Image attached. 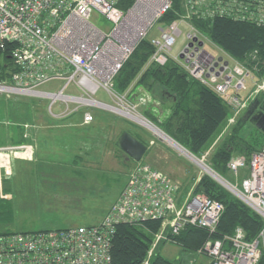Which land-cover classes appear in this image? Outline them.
<instances>
[{
    "label": "built area",
    "instance_id": "obj_1",
    "mask_svg": "<svg viewBox=\"0 0 264 264\" xmlns=\"http://www.w3.org/2000/svg\"><path fill=\"white\" fill-rule=\"evenodd\" d=\"M121 1L0 0V48L13 45L15 62V71L8 82L0 83V92L50 98V107L62 100L67 109L55 116L65 118L81 112L83 124L95 120L93 108H104L128 118H132L128 115L140 117L134 113L137 107L129 101V92L118 94L114 81L139 44L162 23L173 3L172 0H134L124 9L119 6ZM263 8L258 13L261 22H264ZM95 13L101 14L111 27L98 25ZM250 15L254 13L249 11L243 17ZM179 22L186 23L190 32L185 49L174 57L171 51L181 34ZM163 24L161 37L151 40L154 52L149 64L164 67L174 62L190 79L222 97L233 112L224 128L223 133L227 134L250 103L264 93V77L255 81L252 72L231 55L221 49L217 54L207 49L205 43H210L209 39L186 16ZM54 79L66 81L59 92L38 90ZM247 80L255 87L243 96L248 91ZM71 84L79 86L87 96L66 95L64 91ZM101 88L122 104L111 106L94 99ZM147 100L146 95L140 97L141 102ZM70 103L74 104L73 109ZM25 149L27 145L0 147V170L10 174L14 156ZM228 168L237 181L241 179L231 185L232 192L264 221V148L249 157H233ZM242 171L246 175L239 178ZM180 188L179 182L165 172L143 161L134 162L118 201L101 222L0 233V264H112V241L121 223L143 225L161 221L164 228L170 229V236L190 227L214 233L225 205L204 194L194 195L181 204ZM162 237L160 234L154 239L153 247ZM153 249L150 248L143 264H151ZM200 250L208 255L211 264H258L264 255V224L253 240H248L244 229L238 227L232 235L209 238Z\"/></svg>",
    "mask_w": 264,
    "mask_h": 264
},
{
    "label": "rangeland",
    "instance_id": "obj_2",
    "mask_svg": "<svg viewBox=\"0 0 264 264\" xmlns=\"http://www.w3.org/2000/svg\"><path fill=\"white\" fill-rule=\"evenodd\" d=\"M191 15L192 11L189 9L184 16L190 19ZM94 20L102 27H111L101 14L95 13ZM178 24L181 34L176 38V44L171 51L174 57L180 56L185 49L190 32L186 23L179 22ZM164 27L163 23L157 24L150 33L149 39L160 38V28ZM205 44L207 49L217 54L218 51L213 49L210 43ZM257 78L255 81L258 80ZM65 84V80L54 79L41 85L38 90L57 93ZM247 87L248 91H244L243 96L254 89L255 84L247 80ZM132 90L130 88L128 92L132 93ZM157 91L158 89L149 91L142 86L136 87L134 89L136 99H129V101L135 103L137 107L134 113L162 130L158 124L160 120H164L168 110L159 99L153 96ZM64 93L78 97L87 96L76 84L68 86ZM143 95L148 97L147 102L140 101ZM93 98L111 106H116L117 102L122 104L116 98L115 101L103 88L99 89ZM51 102L50 98L27 93L0 92V147H9L10 145H7L13 142L10 137L20 132L23 143H25L23 145L28 146V149L14 156L10 174H7L5 170H0V232L60 229L101 222L118 201L116 198H119L124 190L128 176L136 162L128 159L117 146L120 135L124 131L131 134H136L135 131H142L158 141L162 137L156 129L154 131L148 128L147 124L144 123L148 127L141 125L140 123L143 122L137 119L134 120V118H128L104 108L92 109L95 120L90 124L82 123L81 112L68 115L61 120L55 118V115L66 110L67 104L59 100L51 108ZM69 106L70 109L74 108L73 103ZM44 113L49 117L53 126L50 132L60 133L59 138L66 132L67 137L71 136L72 143H51L46 147V151L43 153L41 150L38 156L35 141L48 142L53 137V134L44 132L40 138L38 136L34 138V129L48 126L42 119ZM151 115L159 121H155ZM243 125H245L243 134L252 137L251 141L256 142L252 144L256 148H264V136L259 129L249 121L243 120ZM223 132L224 129L211 145V149L199 157L210 168L212 167L210 159L219 146L228 144L232 149L237 150L234 146L239 143H223L226 138ZM84 138L87 143H80ZM145 144L148 149L141 161L165 172L179 182L181 204H185L192 196L201 194L196 192V186L202 176L207 173L204 165L195 161L193 159L195 157L188 150L181 146L186 152L181 151L165 138L160 143ZM29 151L31 157L28 158ZM244 152L247 153V151ZM17 159L25 160L26 167L23 163V166L19 164V160L16 164ZM243 173L246 175V172L242 171L239 173V178L244 177ZM217 175L224 180L227 186L235 185L239 181L230 170L225 174L218 173ZM210 177L221 185L230 197L237 198L231 189L212 176ZM145 230L153 237L152 257L159 253L175 264H211L208 255L200 248L196 251L185 250L184 247L178 245L174 236H170L169 228L161 225L156 232ZM160 234L163 236L161 241L153 247L154 239Z\"/></svg>",
    "mask_w": 264,
    "mask_h": 264
},
{
    "label": "trees",
    "instance_id": "obj_3",
    "mask_svg": "<svg viewBox=\"0 0 264 264\" xmlns=\"http://www.w3.org/2000/svg\"><path fill=\"white\" fill-rule=\"evenodd\" d=\"M133 1L122 0L119 6L126 9ZM172 3V9L162 18V23L180 19L190 7L192 15L189 22L209 39L215 50L221 49L244 64L255 78L259 77L258 81L264 77V22L259 21L258 14L264 0H172ZM249 11L254 15L243 17ZM13 48L11 44L0 48V83L8 82L15 71ZM153 52L151 40H143L115 78L114 89L121 95L133 89L132 93H128L130 100L136 99V87L142 86L149 91L158 89V96H153L165 105L168 113L160 121L151 117L159 121L158 125L168 136L199 158L211 149L227 125L232 108L212 89L190 79L176 63L169 62L164 67L149 64ZM263 102L264 93H260L249 107ZM244 117L245 113H242L223 142L239 143L234 146L237 150L225 144L219 146L210 159L211 168L217 174L229 171L228 163L233 157H249L260 150L252 144L256 143L251 141L252 137L242 132L245 126L243 120L246 121ZM259 131L264 136V132ZM136 137L143 141L140 136ZM196 192L221 201L225 211L214 233L190 227L174 236L175 242L185 250L196 251L209 238L232 235L238 227L244 229L248 240L255 239L262 230V217L240 199L230 197L209 175L202 176ZM160 226L161 221L143 225L119 224L112 241V264H143L153 242L152 235L145 229L156 232ZM151 264L175 263L156 253ZM258 264H264V255Z\"/></svg>",
    "mask_w": 264,
    "mask_h": 264
},
{
    "label": "water",
    "instance_id": "obj_4",
    "mask_svg": "<svg viewBox=\"0 0 264 264\" xmlns=\"http://www.w3.org/2000/svg\"><path fill=\"white\" fill-rule=\"evenodd\" d=\"M194 41H197V39H194ZM202 44H203V42H200V45H202ZM190 45L192 46L193 43H191ZM259 106H260V108L258 109ZM244 118H245V120L254 124V126L258 127L260 130H262L264 132V102L262 104H255V105L250 106L248 108ZM138 123H140V122H138ZM140 124L148 127L147 125H145L143 123H140ZM148 128L153 130L151 127H148ZM155 128H157V127H155ZM157 129L160 130L168 138H170L173 142L177 143L174 139H172L170 136H168L164 131H162L159 128H157ZM161 139L163 140L164 138L161 137ZM178 145H180V144H178ZM117 146L120 148L121 151L124 152V154L127 156L128 159L136 161V162H139L143 159V157L146 154L147 149H148L147 145L143 141H141L136 136H134L133 134H131L130 132H127V131H124L120 135V137L117 141ZM190 154L193 156L192 153H190ZM193 157H195V156H193ZM208 168L211 169L209 166H208ZM206 173L209 174L210 176H212L213 178H215L217 181H219L225 187L231 189V186H227L224 183H222L221 180H219L220 176H219V178L216 177L217 173L215 171H213L214 174H212L210 172H206Z\"/></svg>",
    "mask_w": 264,
    "mask_h": 264
},
{
    "label": "crops",
    "instance_id": "obj_5",
    "mask_svg": "<svg viewBox=\"0 0 264 264\" xmlns=\"http://www.w3.org/2000/svg\"><path fill=\"white\" fill-rule=\"evenodd\" d=\"M247 112V111H246ZM246 112L245 111H243L242 113H245L246 114ZM241 113V114H242ZM45 114V113H44ZM49 117L45 114V115H43L42 116V119H44V123H47L48 124V126H46V128H43V126H40L38 129L36 128V129H34L33 131H34V135H35V137L34 138H37V136H38V138H40L42 135H43V133L44 132H46V133H49L50 135L51 134H53V137H52V139H50L48 142H46V141H41V140H38V142L37 141H35L36 142V146H37V148H36V154H38V156H40L39 154H41V150H42V152L44 153L45 151H46V147H48L51 143H72V138H71V136L70 137H67L66 136V132H64V136H62V137H58L59 135H60V133H58V134H55V133H52V132H50L52 129H53V126L51 125V123H50V119H48ZM55 118H59V117H57V116H55ZM61 120H64V118H60ZM247 121V120H246ZM227 126V125H226ZM226 126H225V128H226ZM38 130V131H37ZM155 131V130H154ZM160 131V130H159ZM161 132V131H160ZM135 133L136 134H134V133H132L134 136H140L141 138H142V140H143V142L144 143H160L161 141H162V139H160L159 138V140L160 141H158V139L156 140V139H154V138H152V137H150V135H148L147 133H143L142 131L140 132V131H135ZM61 134H63V133H61ZM224 134V133H223ZM10 139L13 141L11 144H8L7 146H11V145H15V144H18V145H23V144H25V143H23V140H22V135H21V132L20 133H15V135L13 136V137H10ZM84 140H85V142H84ZM41 142V143H40ZM170 142V141H169ZM80 143H87V141H86V139L84 138L83 139V141H81ZM178 149H180L181 151H184V152H186L181 146H180V148L179 147H177ZM183 150H182V149ZM29 153H30V151H29ZM25 155V154H24ZM27 155L29 156V157H31V153H30V155L27 153ZM42 156H43V154H42ZM28 157V158H29ZM35 157H36V155H35ZM18 160H19V164H21L22 166H23V164H24V167H26V165H25V160H21V159H17L15 162H16V164H17V162H18ZM197 162H200L202 165H204V167H205V170H207V171H210L209 170V168L202 162V161H198L197 159H195ZM26 161H28V160H26ZM29 162V161H28ZM23 163V164H22ZM204 169V168H203ZM243 175H244V173H243ZM128 178H129V176H128ZM241 180V179H240ZM239 180V181H240ZM119 196V195H118ZM118 198H116V200H117ZM109 209V208H108ZM107 209V210H108ZM106 210V211H107Z\"/></svg>",
    "mask_w": 264,
    "mask_h": 264
},
{
    "label": "bare ground",
    "instance_id": "obj_6",
    "mask_svg": "<svg viewBox=\"0 0 264 264\" xmlns=\"http://www.w3.org/2000/svg\"><path fill=\"white\" fill-rule=\"evenodd\" d=\"M119 111H121L120 109H119ZM121 112H123V111H121ZM130 117H132V118H134V119H137V120H139V121H141V122H143V124L145 123V124H147L149 127H151L153 130H155L158 134H160L163 138H165V139H167L168 141H170L174 146H176V147H179L180 148V145H178L177 143H175V142H173L170 138H168L166 135H164L162 132H160L157 128H155L151 123H149L148 121H146V120H144L143 118H140V117H137V116H132V115H130ZM182 149V148H181ZM183 150V149H182ZM194 160L196 159V158H193ZM198 160V159H197ZM196 161V160H195ZM198 161H202V160H198ZM203 162V161H202ZM206 165V164H205ZM207 166V165H206ZM208 167V166H207ZM209 170H211V169H209ZM206 172H210V173H212V174H214L212 171H207L206 170ZM216 177H218L219 178V176L218 175H216ZM219 180H222V178H219ZM222 183H224V180H222L221 181Z\"/></svg>",
    "mask_w": 264,
    "mask_h": 264
}]
</instances>
